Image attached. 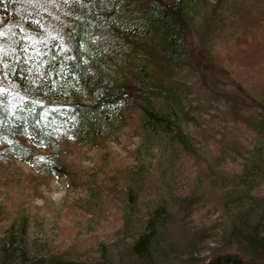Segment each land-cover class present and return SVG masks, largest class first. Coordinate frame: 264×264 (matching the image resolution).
<instances>
[{"label": "trees", "instance_id": "1", "mask_svg": "<svg viewBox=\"0 0 264 264\" xmlns=\"http://www.w3.org/2000/svg\"><path fill=\"white\" fill-rule=\"evenodd\" d=\"M0 14V30L10 23L8 43L0 45V163L18 159L41 177L48 172L68 176L72 169L64 159L70 149L61 135L103 147L134 113L144 139L156 134L162 148L188 157L195 167L194 188L206 170L220 184L264 177V142L232 146L237 157L244 150L245 162L232 170L231 180L212 167L214 159L225 162L218 149L207 159L202 147L217 124L224 125L222 137L234 138L232 132L242 126L264 139V76L254 89L248 74L251 65L264 60V2L4 0ZM194 82L206 98L197 110L187 96ZM141 165L135 170L142 171ZM127 174L134 186L125 191L122 229L130 238L121 248L101 245L94 258L33 253L19 210L23 204L10 216L7 204L0 202V264H158L161 253L166 259L162 228L167 206L158 197L140 214L134 204L144 175ZM5 178L10 179L0 176ZM183 201L184 207L191 204ZM262 202L254 197L248 205L236 204L242 218L231 216L228 239L201 264H264ZM252 210L257 215L250 219ZM117 250L120 258L114 260Z\"/></svg>", "mask_w": 264, "mask_h": 264}, {"label": "rangeland", "instance_id": "2", "mask_svg": "<svg viewBox=\"0 0 264 264\" xmlns=\"http://www.w3.org/2000/svg\"><path fill=\"white\" fill-rule=\"evenodd\" d=\"M231 6L234 7L232 2ZM8 24L7 21L0 30L2 46L8 43L5 31ZM248 72L252 88H258L264 76V60L251 65ZM188 95L196 110L206 100L199 82L191 84ZM137 118L138 115L133 113L127 124L103 147L76 143L61 135L60 141L70 149L64 159L72 169L68 176L48 172L41 177L26 162L18 159H12L8 165L0 163V176L10 177L9 180L0 179V202L7 204L10 216L17 213L15 208L18 205L23 204L19 210L25 214L26 237L33 253L68 252L71 256L76 253L94 258L101 245L111 250L121 248L123 240L127 242L130 238L124 236L122 225L127 204L125 191L133 183L132 174L127 173L132 171L144 175L142 188H136L139 191L134 204L140 214L145 213L158 197L167 206L168 220L162 228L165 249H162L169 255L164 259L163 253L159 254L158 264L165 261L167 264H201L220 250V245L228 239V221L232 215L239 218L243 213L235 208L236 204L248 205L254 197H259L264 204V177L251 181L245 176L238 184L236 179L220 184L206 170L195 179L194 188L191 181L195 167L190 165L188 157L182 151L168 152V148H162L164 143L159 142L163 140L157 139L156 134L144 139L136 127ZM223 126L215 125L212 136L202 147L207 159L218 149L220 155L217 156L225 158V162L220 164L218 159H214L216 165L212 167L216 175L223 173L231 180L232 170L241 168L245 162L244 150L241 148L242 153L237 157L232 146L260 147L264 139L260 133L255 137V130L250 127L245 130L242 126L240 131L232 132L234 138L230 135L222 137ZM219 146L224 147L219 150ZM136 147H139L137 155V151H132ZM102 150L104 153L101 155ZM228 153L232 155L231 159H226ZM139 164H142V171L135 170ZM183 198L190 199L188 207H184L186 202ZM255 215L252 210L250 219ZM227 244L225 242L223 246ZM112 256L117 260L120 252H112ZM131 264L148 263L136 260Z\"/></svg>", "mask_w": 264, "mask_h": 264}]
</instances>
